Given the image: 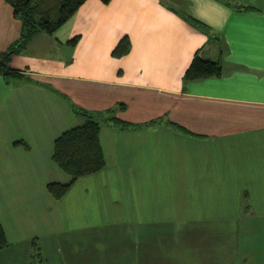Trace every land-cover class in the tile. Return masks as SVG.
Masks as SVG:
<instances>
[{
  "label": "crops",
  "instance_id": "obj_1",
  "mask_svg": "<svg viewBox=\"0 0 264 264\" xmlns=\"http://www.w3.org/2000/svg\"><path fill=\"white\" fill-rule=\"evenodd\" d=\"M19 32L0 0V51ZM196 51L219 56L220 76L183 84ZM8 66L20 78L0 75V264H264V0H85ZM119 104L132 127L101 125L104 167L53 199L45 186L69 179L53 141L81 123L69 105ZM136 223L182 240L138 237Z\"/></svg>",
  "mask_w": 264,
  "mask_h": 264
},
{
  "label": "trees",
  "instance_id": "obj_2",
  "mask_svg": "<svg viewBox=\"0 0 264 264\" xmlns=\"http://www.w3.org/2000/svg\"><path fill=\"white\" fill-rule=\"evenodd\" d=\"M85 0H5L10 6L12 17L20 22L18 38L5 50L0 51V75L4 78H20L18 72L9 69L8 63L12 56L19 54L26 43L36 34H52L59 28L84 2ZM106 4L110 0H99ZM184 20L191 26L200 29L206 34L208 42H214L218 47L220 39L217 35L210 33L205 27L192 22L187 16ZM76 37L67 42L74 44ZM129 50V42L126 37L120 39L112 49L113 57H121ZM221 65L219 56L215 61L204 59L199 51H196L190 64L185 69L182 82L219 77ZM61 96V95H60ZM62 97V96H61ZM64 98V97H62ZM72 114L79 118L81 123L63 132L53 141L51 160L66 174L69 179L65 183H49L45 186L47 193L55 200L60 199L80 177L96 173L102 169L105 162L102 157L98 142V130L101 125H108L117 129L132 127L118 120L116 112L123 110L122 105L112 108L91 112L69 105ZM147 125V124H146ZM7 243L0 225V249L5 248ZM32 256L38 258L39 252L36 240L30 241Z\"/></svg>",
  "mask_w": 264,
  "mask_h": 264
},
{
  "label": "rangeland",
  "instance_id": "obj_3",
  "mask_svg": "<svg viewBox=\"0 0 264 264\" xmlns=\"http://www.w3.org/2000/svg\"><path fill=\"white\" fill-rule=\"evenodd\" d=\"M92 216H96V213H90ZM101 222L97 219V216L95 217V219L91 218L89 220V225L90 226H94V227H98V225ZM130 232H135V234H137L138 237H142L145 238L147 236V238L151 239V240H157L160 238L163 239H169L170 241H181L182 238L179 237V230L178 229H171V228H161V224H153L150 226H144L140 223H136L135 225H133V229L129 230ZM65 233V231H64ZM164 233H168L169 236H167ZM65 235V238L67 236V234H63L61 236V239L63 238V236ZM64 238V239H65ZM176 243V242H175ZM192 250L191 245L188 248H184V249H180V250H176V252H180V253H190ZM170 252H172L171 250H169Z\"/></svg>",
  "mask_w": 264,
  "mask_h": 264
}]
</instances>
